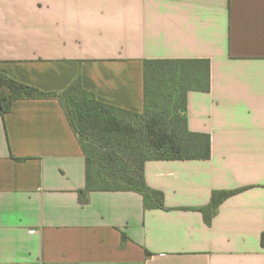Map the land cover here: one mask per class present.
Here are the masks:
<instances>
[{
	"label": "crops",
	"instance_id": "crops-1",
	"mask_svg": "<svg viewBox=\"0 0 264 264\" xmlns=\"http://www.w3.org/2000/svg\"><path fill=\"white\" fill-rule=\"evenodd\" d=\"M146 60H208L186 97L207 160L145 163L164 196L85 188V157L57 100L0 114V264H264V0H0V71L41 92L79 79L97 101L144 109ZM226 198L211 223L200 208Z\"/></svg>",
	"mask_w": 264,
	"mask_h": 264
},
{
	"label": "trees",
	"instance_id": "trees-1",
	"mask_svg": "<svg viewBox=\"0 0 264 264\" xmlns=\"http://www.w3.org/2000/svg\"><path fill=\"white\" fill-rule=\"evenodd\" d=\"M209 88L208 60H146L144 109L136 114L97 101L79 79L61 93H45L0 71V114H7L19 100H57L85 157L79 202L86 203L92 191H131L142 196L145 209H163L162 192L146 184L145 163L209 159V137L189 132L184 116L188 92ZM242 190L214 192L210 204L200 208L205 223H211L226 198Z\"/></svg>",
	"mask_w": 264,
	"mask_h": 264
}]
</instances>
